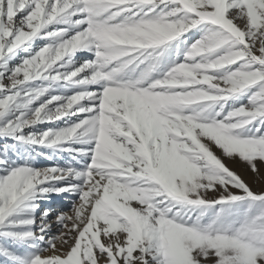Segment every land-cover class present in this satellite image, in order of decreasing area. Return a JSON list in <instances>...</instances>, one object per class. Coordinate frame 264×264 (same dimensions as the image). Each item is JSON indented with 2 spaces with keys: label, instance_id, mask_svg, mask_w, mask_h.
Listing matches in <instances>:
<instances>
[{
  "label": "snow or ice",
  "instance_id": "obj_1",
  "mask_svg": "<svg viewBox=\"0 0 264 264\" xmlns=\"http://www.w3.org/2000/svg\"><path fill=\"white\" fill-rule=\"evenodd\" d=\"M0 141V264H264V0H0Z\"/></svg>",
  "mask_w": 264,
  "mask_h": 264
},
{
  "label": "bare ground",
  "instance_id": "obj_2",
  "mask_svg": "<svg viewBox=\"0 0 264 264\" xmlns=\"http://www.w3.org/2000/svg\"><path fill=\"white\" fill-rule=\"evenodd\" d=\"M56 161L52 160H45L41 158L38 162L39 166H44L48 164L55 163ZM239 162L238 160L236 162H233L235 165ZM75 199L70 194H61V195H53L50 200V204L48 206L52 207L55 211L53 212V223H52V232L55 233L59 230V225L55 223V215L56 212L59 211H68L70 209L72 201Z\"/></svg>",
  "mask_w": 264,
  "mask_h": 264
},
{
  "label": "rangeland",
  "instance_id": "obj_3",
  "mask_svg": "<svg viewBox=\"0 0 264 264\" xmlns=\"http://www.w3.org/2000/svg\"><path fill=\"white\" fill-rule=\"evenodd\" d=\"M43 43V41H41ZM88 58L84 54H81L79 56V59ZM0 143H3V141H0ZM228 164L230 167H232L235 171H237L238 174H241L242 177L250 184V186L255 190L259 187H264V180H258L257 177L251 172L250 169H248L247 165L244 163H241L240 161L236 163V165L232 161H228ZM262 172H264V169H262ZM0 261H2V258H0Z\"/></svg>",
  "mask_w": 264,
  "mask_h": 264
}]
</instances>
